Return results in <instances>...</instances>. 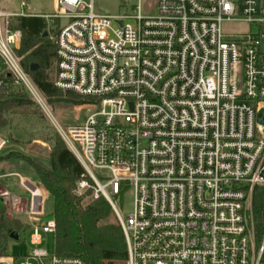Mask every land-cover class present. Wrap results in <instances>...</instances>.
I'll use <instances>...</instances> for the list:
<instances>
[{
	"label": "built area",
	"instance_id": "1",
	"mask_svg": "<svg viewBox=\"0 0 264 264\" xmlns=\"http://www.w3.org/2000/svg\"><path fill=\"white\" fill-rule=\"evenodd\" d=\"M94 1L56 0L59 12L46 16L67 19L50 35L54 86L93 100L83 122L63 127L21 65L11 20L37 16L25 0L18 12L0 8V67L111 204L127 257L105 264H264V220L258 233L251 215L254 194L264 199V0H152L145 10L138 0L117 15ZM6 145L0 136V151ZM122 183L133 195L126 217L112 201ZM23 186L28 197L3 192L0 201L36 220L33 249L23 261L0 255V264H87L41 247L55 219H39L41 186Z\"/></svg>",
	"mask_w": 264,
	"mask_h": 264
},
{
	"label": "trees",
	"instance_id": "2",
	"mask_svg": "<svg viewBox=\"0 0 264 264\" xmlns=\"http://www.w3.org/2000/svg\"><path fill=\"white\" fill-rule=\"evenodd\" d=\"M11 26L21 32L17 52L21 65L48 105L66 103L85 106L93 102L90 97L54 86L56 47L50 39L45 18L17 16L12 18ZM32 63L38 65L34 71H30ZM0 80V130L11 128L5 137L7 142L17 139V143H27L36 137V104L25 87L15 83L3 67H0ZM15 115L21 116L23 121L18 122H23L24 127L17 128L13 118ZM40 133L42 136L45 134L44 141L50 146L47 160L28 155L24 159L33 169L43 190L53 199L52 213L56 224L53 252L59 256L79 257L87 264L124 261L127 257L126 242L111 204L101 194L94 196L93 181L63 139L49 128L42 129ZM20 137L26 140L20 141ZM12 153H0V163L13 157ZM82 179H86L90 186L78 191L77 184ZM127 190V184L122 183L116 195ZM116 195L112 196L114 203ZM251 215L256 231L260 233L264 220V199L258 193L253 196ZM25 229L18 219H7L0 201V255L5 254L9 234L17 230L20 236Z\"/></svg>",
	"mask_w": 264,
	"mask_h": 264
},
{
	"label": "rangeland",
	"instance_id": "3",
	"mask_svg": "<svg viewBox=\"0 0 264 264\" xmlns=\"http://www.w3.org/2000/svg\"><path fill=\"white\" fill-rule=\"evenodd\" d=\"M29 7L25 8V11L35 14L37 16L43 17L47 23V31L49 36L54 34L55 31L63 26L67 19L65 18H53L48 19L46 16L57 14L59 12L56 0H25ZM20 0H0V8L7 11H20L19 7ZM138 3V0H95L94 8L96 11L109 14H130L134 11V6ZM152 3V0H142V7L146 8V5ZM224 29L227 31H238L247 30L248 26L244 23H227L224 25ZM251 30H255L252 28ZM48 36V37H49ZM51 113L56 118V120L63 126L66 127L68 124L81 123L85 120L87 114L92 110L89 106H73L66 103H56L55 105H49ZM14 123L17 122V128L24 127L21 116L15 115ZM36 137L29 140V142L17 143L7 142L6 147L0 151L1 154L8 153L9 151L14 152L11 154L10 158L4 159L0 163V198L3 192L11 193L20 196L21 198L28 197L27 189L23 186V181H29L38 186H41L38 182L37 176L34 173L31 166L25 161L24 157L26 155L37 157L42 160H47L50 146L44 141V136L41 135L40 131L44 128H49L50 131L55 134L57 132L55 126L51 122V119L41 110V108L36 104ZM42 126V129H41ZM11 128H5L0 130V136L6 137L7 131ZM17 134V132H16ZM49 134V132L47 133ZM46 136H49L47 135ZM60 136V135H59ZM21 138V137H20ZM60 138H62L60 136ZM25 138H21L23 141ZM26 140V139H25ZM33 140H36V155L30 153L29 149ZM87 183L86 186L80 188V191L89 187L88 181L84 179ZM41 192L43 196V213L39 216L40 220H46L50 217L53 211V199L50 194L46 193L41 186ZM115 204L120 210L121 214L126 217L132 211L133 205V195L130 190H127L114 197ZM3 206V205H2ZM21 206V205H20ZM5 216L7 219H18V222L22 224L26 229L20 232L19 240L9 239L5 246V254L15 257L19 261H23L26 256H28L33 246L29 242L32 224H36V220L31 219L29 216L22 214L18 208H6L4 207ZM42 248L53 252L54 250V236L53 234H48L46 239L41 245ZM18 261V262H19Z\"/></svg>",
	"mask_w": 264,
	"mask_h": 264
},
{
	"label": "water",
	"instance_id": "4",
	"mask_svg": "<svg viewBox=\"0 0 264 264\" xmlns=\"http://www.w3.org/2000/svg\"><path fill=\"white\" fill-rule=\"evenodd\" d=\"M44 35H46V32H44ZM38 67V65L36 63H32L30 65V71H34L36 70ZM259 114H260V117L258 119V123L259 124H263L264 125V119H263V116H264V108L260 109L259 110ZM9 237L10 239L12 240H19V232L17 230H13L10 234H9Z\"/></svg>",
	"mask_w": 264,
	"mask_h": 264
},
{
	"label": "crops",
	"instance_id": "5",
	"mask_svg": "<svg viewBox=\"0 0 264 264\" xmlns=\"http://www.w3.org/2000/svg\"><path fill=\"white\" fill-rule=\"evenodd\" d=\"M29 146H31V149H29L30 153L36 155V140H33L32 143L29 144Z\"/></svg>",
	"mask_w": 264,
	"mask_h": 264
}]
</instances>
